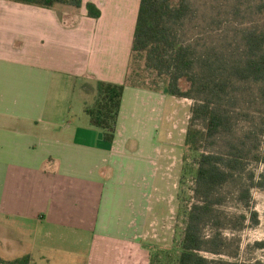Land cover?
Wrapping results in <instances>:
<instances>
[{
    "label": "crops",
    "instance_id": "0c3cea01",
    "mask_svg": "<svg viewBox=\"0 0 264 264\" xmlns=\"http://www.w3.org/2000/svg\"><path fill=\"white\" fill-rule=\"evenodd\" d=\"M88 2L99 18L88 15ZM140 5L0 0V259L31 254L30 264H50L36 257L37 239L44 246L54 233L64 241L84 230L97 244L117 243L121 255L147 231L161 156L151 145L168 94L127 86L112 143L86 120L84 104L67 110L66 97L72 84H81L85 103L98 80L125 82Z\"/></svg>",
    "mask_w": 264,
    "mask_h": 264
},
{
    "label": "trees",
    "instance_id": "16d2710c",
    "mask_svg": "<svg viewBox=\"0 0 264 264\" xmlns=\"http://www.w3.org/2000/svg\"><path fill=\"white\" fill-rule=\"evenodd\" d=\"M13 1L44 8L57 4L80 8L83 4V0ZM258 1V12L264 13V0ZM87 10L93 18H99L102 13L92 2H88ZM191 12V0H141L125 82L98 80L95 97L85 98V110L91 125L102 130L104 138L112 143L127 86L158 91L163 83L167 94L195 100L185 137L194 164L189 172L186 167L184 178L189 173L194 179L197 201L185 210L186 227L179 252L175 259L168 255L167 258L169 264H218L203 254L221 253V234L205 232L214 212L215 194L237 175H243L250 163L264 161L260 150L264 139V30H246L241 37L242 52L237 57L217 47L199 54L178 38L177 26L184 23ZM253 85L259 87L260 121L239 137L236 107ZM220 140L224 142L220 150H208ZM248 179L251 184L242 195L256 225L259 217L250 206L251 188L264 187V181L255 182L253 173ZM0 261L30 264L32 256Z\"/></svg>",
    "mask_w": 264,
    "mask_h": 264
},
{
    "label": "rangeland",
    "instance_id": "374dc122",
    "mask_svg": "<svg viewBox=\"0 0 264 264\" xmlns=\"http://www.w3.org/2000/svg\"><path fill=\"white\" fill-rule=\"evenodd\" d=\"M258 4V0H191L192 12L184 23L177 26L178 38L199 54L217 47L227 55L237 57L242 52L244 32L252 28L264 30V13L258 12ZM81 87L76 83L67 89V110L72 106L75 112H79V108L80 112L84 111L85 103L79 95ZM159 89L156 92H165L163 83ZM248 92L235 111L239 137L260 121L259 87L253 85ZM194 104L195 100L191 98L167 95L165 119L155 143L151 145L154 151L157 146L161 156L157 160V178L154 179L157 187L151 191L148 203L151 207L148 210L149 223L141 241L127 244L121 248L120 255L119 249L115 248L117 243L111 242L113 244L107 246L100 241L97 244L88 231L84 230L78 237L69 236L64 241L59 239L60 233H54L57 239L50 243L48 238L49 244L44 246L37 239L36 257L48 255L50 264H169L167 255L175 259L185 232V210L197 201L193 192L194 179L189 173L184 178L186 167L189 172L194 164L185 145ZM69 115L74 116V113L69 111ZM84 116L90 121L88 114ZM223 144L220 140L208 150L218 151ZM260 150L264 156V139ZM251 173L255 174V182L264 181V161L250 163L243 175H237L215 194L214 212L207 221L205 232L208 235L220 233L223 243L220 254H203L218 264H264V187L251 188L250 206L258 212L259 224L255 225L251 219V210L242 195V191L251 184L248 179ZM38 231L37 228L35 235Z\"/></svg>",
    "mask_w": 264,
    "mask_h": 264
}]
</instances>
